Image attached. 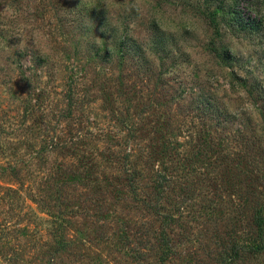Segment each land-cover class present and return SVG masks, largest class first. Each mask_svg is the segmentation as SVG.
<instances>
[{
	"label": "rangeland",
	"instance_id": "obj_1",
	"mask_svg": "<svg viewBox=\"0 0 264 264\" xmlns=\"http://www.w3.org/2000/svg\"><path fill=\"white\" fill-rule=\"evenodd\" d=\"M249 173L264 0H0V264H221Z\"/></svg>",
	"mask_w": 264,
	"mask_h": 264
},
{
	"label": "trees",
	"instance_id": "obj_2",
	"mask_svg": "<svg viewBox=\"0 0 264 264\" xmlns=\"http://www.w3.org/2000/svg\"><path fill=\"white\" fill-rule=\"evenodd\" d=\"M125 46L127 48L128 45L125 44ZM100 49H102L105 55L118 60L117 52L120 50L119 43H101ZM119 58L122 60L123 56ZM166 147L167 146L165 145L161 151L162 155H166L168 153ZM135 178L136 177L133 178L134 182ZM165 178L166 176L161 172L156 173L155 179L153 180L155 189H160L162 191V189L165 188L166 184L163 181ZM249 178L250 183L253 184L261 179L264 181V174L254 175L249 173ZM254 198L255 197H249V202L253 207L250 234L248 235L245 243L234 244L231 248V252L228 255L221 257V264H233L238 258L244 256H246L249 260H257L261 255H264V203H259L257 200L254 202Z\"/></svg>",
	"mask_w": 264,
	"mask_h": 264
}]
</instances>
